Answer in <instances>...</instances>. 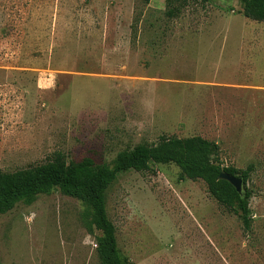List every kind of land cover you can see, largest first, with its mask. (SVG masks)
Returning <instances> with one entry per match:
<instances>
[{
    "label": "rangeland",
    "instance_id": "obj_1",
    "mask_svg": "<svg viewBox=\"0 0 264 264\" xmlns=\"http://www.w3.org/2000/svg\"><path fill=\"white\" fill-rule=\"evenodd\" d=\"M0 0V171L57 152L111 164L160 138L198 135L253 169L251 229L173 163L118 174L105 195L134 264H264V22L238 0ZM204 160L206 158L202 157ZM84 206L53 190L0 214L3 264H99Z\"/></svg>",
    "mask_w": 264,
    "mask_h": 264
},
{
    "label": "trees",
    "instance_id": "obj_2",
    "mask_svg": "<svg viewBox=\"0 0 264 264\" xmlns=\"http://www.w3.org/2000/svg\"><path fill=\"white\" fill-rule=\"evenodd\" d=\"M190 1L204 3L208 0H164V15L169 19L178 17ZM238 2L245 18L264 22V0ZM219 152L215 142L198 135L163 136L155 145L137 144L118 152L111 164L95 163L89 157L67 161L63 154L57 152L52 159L33 167L13 172L0 171V214L9 212L20 202L30 204L38 195L58 190L80 200L84 206L85 226L99 231L100 235L95 238L99 264H134L119 253L115 227L106 211V191L122 172L134 170L142 173L149 169L151 163H173L179 168V179H201L208 194L217 203L232 209L244 230L250 231L249 198L252 192L245 184L253 166H224L219 162ZM220 172L240 177L242 193H238L228 181L220 179ZM0 264L3 263L0 261Z\"/></svg>",
    "mask_w": 264,
    "mask_h": 264
},
{
    "label": "water",
    "instance_id": "obj_3",
    "mask_svg": "<svg viewBox=\"0 0 264 264\" xmlns=\"http://www.w3.org/2000/svg\"><path fill=\"white\" fill-rule=\"evenodd\" d=\"M219 178L228 181L238 193H242L243 183L240 177L230 175L226 172H220Z\"/></svg>",
    "mask_w": 264,
    "mask_h": 264
}]
</instances>
